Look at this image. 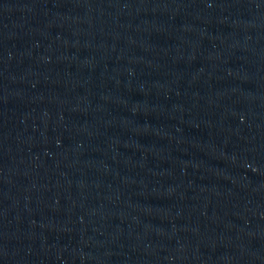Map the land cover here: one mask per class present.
I'll list each match as a JSON object with an SVG mask.
<instances>
[{"label": "water", "instance_id": "water-1", "mask_svg": "<svg viewBox=\"0 0 264 264\" xmlns=\"http://www.w3.org/2000/svg\"><path fill=\"white\" fill-rule=\"evenodd\" d=\"M0 264H264V0H0Z\"/></svg>", "mask_w": 264, "mask_h": 264}]
</instances>
